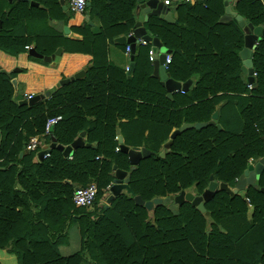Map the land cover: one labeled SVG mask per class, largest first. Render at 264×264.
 Here are the masks:
<instances>
[{"label": "trees", "instance_id": "16d2710c", "mask_svg": "<svg viewBox=\"0 0 264 264\" xmlns=\"http://www.w3.org/2000/svg\"><path fill=\"white\" fill-rule=\"evenodd\" d=\"M222 2L176 6L173 24L154 16L144 23L146 32L171 51L169 77L190 81L187 91L168 94L152 76L150 44L135 40L129 78L125 68L109 66L102 53L107 39L131 33L136 0H89V13L102 28L96 36L83 32L89 29L83 18L87 8L65 17L58 0H0V61L5 63H0V252L12 264H264V168L243 197L216 192L203 204L208 216L187 202L146 211L132 200L180 192L198 196L210 176L233 188L249 162L264 157V8L260 0L234 5L246 24L262 28L248 89L240 78L243 31L234 19L219 22ZM55 10L71 32L83 33L81 42L48 26ZM32 44L43 57L61 48L56 66L50 69L30 57ZM83 68L82 79L59 85ZM15 78L25 95L58 87L49 98L18 105L11 85ZM216 110L214 125L179 134L159 157L173 130L183 123H206ZM55 117L60 120L45 135L47 120ZM116 129L125 146L151 153L133 171L119 149ZM80 132L87 146L66 158L50 145L42 160L33 162L40 145L19 157L31 137H43L47 144L53 138L67 147ZM114 165L130 174V194L122 190L106 206ZM91 183L93 207H76L75 189ZM73 226L79 249L64 257L59 247L67 244Z\"/></svg>", "mask_w": 264, "mask_h": 264}, {"label": "water", "instance_id": "95a60500", "mask_svg": "<svg viewBox=\"0 0 264 264\" xmlns=\"http://www.w3.org/2000/svg\"><path fill=\"white\" fill-rule=\"evenodd\" d=\"M11 1V0H8ZM26 1V0H21ZM108 1V0H107ZM138 3V8L142 11L144 14L143 22H146L150 16L158 17L161 20H164L165 22H169L171 20V14L169 12V8L164 6L161 2H158L157 0H136ZM232 0H223V7L224 12L223 15L220 17L219 22L225 23L230 21L231 19H234L238 26L243 31V48L239 53L240 59H241V67L240 72L246 76V83L247 85H250L253 83V66H252V53L254 52L256 48V44L261 36L262 28L261 27H253L251 24H246L243 19L238 16L234 11V6L231 5ZM60 5L62 6V10L64 11L66 17L69 16V12L66 10V7L64 6V0H59ZM30 6L36 7L37 4L33 2H29ZM89 0L86 4V8H89ZM88 17H85V20H87ZM64 32L67 33V28H64ZM135 40H141L147 44H150V51L152 53V67H153V76L159 80V83L167 93L182 91H187L190 81H186L184 83H178L173 81L169 74L166 72L164 63L165 55L171 54V51L165 49L161 42L154 37H151L146 30L141 26L140 22H136L134 24V29L132 36L130 37H121L117 39V42L126 44L129 48V66L127 75L129 76L133 67V57H134V51H135ZM28 55L32 58L39 59L43 61L46 64H50L54 61L56 57H59L61 54V50L57 49L51 56L49 57H43L39 54H37L34 50V44L28 49L27 51ZM84 76V71H79L76 73L73 77H71L68 80L61 81L59 85L67 84L70 80L73 79H82ZM11 85L13 87V99L16 97L17 94V80L12 79ZM55 88H52L46 92H44L41 95L33 96L29 100H21L18 102V105H27L30 106L39 100H43L46 98H49L50 95L53 93ZM218 116V110H216L210 118V121L206 123H195V124H187L183 123L178 129L173 130L168 140L162 145V152L159 154L160 158H163L164 154L170 150L172 141L176 136L179 134L195 129L200 130L208 125H214L215 121L217 120ZM217 128L220 130V127L217 125ZM116 141L119 145V149L122 153H124L127 156L128 164L130 166V171L135 170L136 166L139 164L140 160L148 158L151 153L147 151L145 148H128L127 146L123 145L122 138L119 136V130L116 129ZM82 134L78 138H76L69 146L62 147L60 145H56L55 142H53L49 149H56L60 151L63 155V157H68L74 150H76L79 146L82 145L81 137ZM49 149L43 148L41 151L37 153L38 160H42L43 156L46 154V152L49 151ZM264 168V157L259 159L258 161H250L247 168L243 172V174L236 180L234 187L229 188L227 185L223 183H215L213 181L212 176L209 177V183L207 188L202 192L201 195H194L189 192H180L177 195L169 196L166 198H154L151 201L144 202L140 196H134L132 197V200L135 205L139 207H143L146 211H151L155 207L159 206H167V205H176L181 206L183 202L189 203L192 207H194L198 212L203 214L204 216H208V212L205 211L203 204L207 201H209L216 192L218 191H224L228 193L229 195H239L241 197L245 194V189L247 187H253L256 185V183L260 179V175ZM113 171V180L111 182V185L109 187L110 195L108 196L107 200L105 201V205H109L111 201L119 195V193L124 190L127 194H130V190L128 188V183L130 180V174L126 171H122L118 169L115 165L112 166ZM261 192L264 193V190H261Z\"/></svg>", "mask_w": 264, "mask_h": 264}, {"label": "crops", "instance_id": "0c3cea01", "mask_svg": "<svg viewBox=\"0 0 264 264\" xmlns=\"http://www.w3.org/2000/svg\"><path fill=\"white\" fill-rule=\"evenodd\" d=\"M68 1H65L64 0V6L66 7V10L68 11ZM237 0H232L231 1V5L234 6L235 3H236ZM263 8H264V0H260ZM34 3V2H33ZM223 3V2H222ZM37 4V3H36ZM58 4L61 8V11L64 13V11L62 10V6L60 5L59 3V0H58ZM38 6V5H37ZM36 6V7H37ZM90 8V7H89ZM89 8H87V11L85 12L83 18H84V21L88 24L89 26V29L87 31L83 30L84 34H88L90 36H96V35H99L101 34V24H100V21L93 17L92 15H90L89 13ZM224 8V7H223ZM69 12V11H68ZM169 12L171 14V20L168 22L170 24H173L175 23L176 19H177V13L175 12V9L173 8H169ZM223 12H224V9H223ZM54 15V18L53 19H49L48 21V26L56 33V34H60L62 35L63 37L67 38L68 40L70 41H75V42H81L83 39V36H82V32L81 31H73L71 32V30L69 29L68 25H66L64 23V21L62 19H60L58 16H59V13L57 12V10L54 11L53 13ZM65 15V13H64ZM116 15V14H114ZM66 17V15H65ZM85 17H88L87 20H85ZM135 23L136 22H140L141 23V26L145 29L144 27V23L143 22V18H144V14L142 13V11L138 8V4H137V7L135 9ZM121 27V24H119ZM73 27H77L74 23L72 24ZM64 28H67L68 32L65 33L64 32ZM134 29V27H133ZM133 29L131 30V33L128 34V35H119L117 37H114L113 39H110V40H106V43L104 45V49L102 50V53L105 55V59L108 63L109 66L111 67H114L115 69H124L126 67L129 66V56L126 55V47L127 45L126 44H122V43H119L117 42V39L121 38V37H130L132 36V33H133ZM108 32H109V35L112 34L114 32V28L113 26H111V28L108 29ZM105 33V32H104ZM106 34V33H105ZM138 41V40H137ZM33 45V44H32ZM31 45V46H32ZM31 46H28L27 47V51L28 49L31 47ZM100 46V45H99ZM57 49H60L61 50V53H62V49L61 48H57ZM56 49V50H57ZM100 49H101V46H100ZM55 50V51H56ZM61 55V54H60ZM170 55V54H169ZM166 56V55H165ZM59 58L60 57H56L54 59L53 62H51L50 64H48V67L50 69L54 68L56 66V64L58 63L59 61ZM82 59L83 60H89L88 56H82ZM165 59V58H164ZM39 60V59H38ZM43 62V61H41ZM0 63H2L3 65H5L4 63V60L1 59ZM44 63V62H43ZM164 64V63H163ZM153 68V67H152ZM80 71H84V76H85V73H86V68H83L82 70ZM78 73V72H77ZM152 73H153V69H152ZM83 76V77H84ZM131 75H127V78H129ZM153 76V74H152ZM154 77V76H153ZM241 80L243 83H246V76L243 75L241 73ZM16 79V78H15ZM17 80V79H16ZM159 81V80H158ZM247 84V83H246ZM22 85V84H21ZM20 84L19 82L17 81V94H16V97L14 98L15 101L18 103L19 101L21 100H25V94H23L22 98H17V95H18V88H19ZM190 86V85H189ZM58 86H54L53 88H57ZM46 92V91H45ZM169 94V93H168ZM34 96V95H33ZM169 97V96H168ZM80 134H82V136L80 137L81 138V142H82V145L85 144V132H80L78 137L80 136ZM120 136V135H119ZM77 137V138H78ZM121 137V136H120ZM122 138V137H121ZM53 142H55L53 140V138H51V141L49 142V144H47V142L44 141V138L43 137H39V145L41 146V149L39 151H41L43 148H46L48 145H51ZM123 142V140H122ZM45 143V144H44ZM56 144V143H55ZM86 145V144H85ZM124 145V144H123ZM87 146V145H86ZM50 147V146H49ZM25 153H28L26 152L25 150L19 155V157L21 158ZM38 160L37 158V153L33 159V162ZM255 162V161H254ZM112 175H113V171H112ZM74 227V226H73ZM68 242H67V245L66 246H60L59 247V252L62 256L64 257H68V256H71L73 253H75V251H77L79 249V238H78V234H77V229L76 227L72 230H69L68 232ZM73 239V242H71L70 240ZM71 242V243H70ZM65 253V254H64ZM0 262L3 263V264H12L11 262V259L8 255H6L5 253L3 252H0Z\"/></svg>", "mask_w": 264, "mask_h": 264}, {"label": "built area", "instance_id": "2783aa9c", "mask_svg": "<svg viewBox=\"0 0 264 264\" xmlns=\"http://www.w3.org/2000/svg\"><path fill=\"white\" fill-rule=\"evenodd\" d=\"M157 1L161 2L164 6L168 8H174L179 5H195V4H201L204 7V4H203L204 0H157ZM87 2L88 0H69L68 1V11L74 14H83L86 11ZM137 43L141 46H144L147 44L141 40H138ZM125 53L126 55L129 56L128 47L126 48ZM148 57H149V61L152 62L153 58H152L151 51L148 52ZM170 61H171V56L166 55L164 59V64H163L165 66V69H167V65L170 63ZM125 71L126 72L128 71V67L125 68ZM252 76L254 77L255 74L253 73ZM248 89H251V84L248 85ZM24 97H25V100H29L33 97V95H25ZM59 120H60V117H55V118L47 120L44 126V134L45 135L48 134L51 127L55 125ZM38 147H39V137L35 136V137L29 138L28 143L25 146L24 150L26 152H36ZM116 151H118V149H116ZM47 157H48V153H46L43 156V159ZM95 195H96V187L94 184L91 183L85 188L75 189L72 195V203L76 207L92 208Z\"/></svg>", "mask_w": 264, "mask_h": 264}, {"label": "rangeland", "instance_id": "374dc122", "mask_svg": "<svg viewBox=\"0 0 264 264\" xmlns=\"http://www.w3.org/2000/svg\"><path fill=\"white\" fill-rule=\"evenodd\" d=\"M19 90H18V95H17V98L19 99V98H22V96H23V86L20 84V86H19V88H18ZM194 195H196L195 193H193ZM76 226H74V227H71L70 228V230L72 229H74ZM71 242H73V239H71L70 240ZM70 242V243H71ZM67 245V244H66ZM66 245H63V246H66ZM76 252V251H75ZM65 254V253H64Z\"/></svg>", "mask_w": 264, "mask_h": 264}]
</instances>
